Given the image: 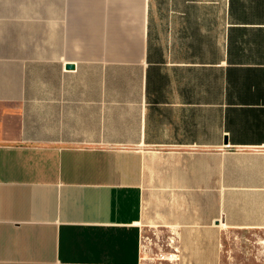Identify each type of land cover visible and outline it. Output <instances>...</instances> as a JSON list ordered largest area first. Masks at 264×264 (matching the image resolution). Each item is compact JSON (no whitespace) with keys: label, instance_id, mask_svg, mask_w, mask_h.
I'll return each instance as SVG.
<instances>
[{"label":"crops","instance_id":"1","mask_svg":"<svg viewBox=\"0 0 264 264\" xmlns=\"http://www.w3.org/2000/svg\"><path fill=\"white\" fill-rule=\"evenodd\" d=\"M147 228L188 264L264 232V0H0V264Z\"/></svg>","mask_w":264,"mask_h":264},{"label":"rangeland","instance_id":"2","mask_svg":"<svg viewBox=\"0 0 264 264\" xmlns=\"http://www.w3.org/2000/svg\"><path fill=\"white\" fill-rule=\"evenodd\" d=\"M179 244L163 239L155 229H145L143 236L142 264H188L180 252ZM205 254L199 253L198 264L211 262ZM215 264H264V232L229 230L224 234L219 256Z\"/></svg>","mask_w":264,"mask_h":264},{"label":"water","instance_id":"3","mask_svg":"<svg viewBox=\"0 0 264 264\" xmlns=\"http://www.w3.org/2000/svg\"><path fill=\"white\" fill-rule=\"evenodd\" d=\"M69 69H72V66H68Z\"/></svg>","mask_w":264,"mask_h":264}]
</instances>
